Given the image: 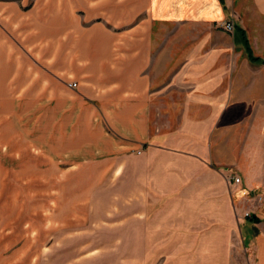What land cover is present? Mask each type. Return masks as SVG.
Instances as JSON below:
<instances>
[{
    "label": "rangeland",
    "instance_id": "374dc122",
    "mask_svg": "<svg viewBox=\"0 0 264 264\" xmlns=\"http://www.w3.org/2000/svg\"><path fill=\"white\" fill-rule=\"evenodd\" d=\"M0 2L11 5L2 8L0 15L43 19L46 14L43 23L34 20L23 25L34 39L40 34L46 48L52 47L50 40L56 35L59 46L65 49H71L78 38L81 47L97 42V46L106 43L107 48H121L123 37L129 39L130 47L160 48L162 66H208L210 81L223 69L225 82L235 75L246 81L254 73L264 76V71L258 74L248 68L250 61L242 46L236 45L232 32L225 29L226 23L237 21L230 6L216 8L211 20L162 17L158 22H148L147 0ZM3 26L9 29L7 23ZM253 35L254 54L264 56L263 32ZM230 65H240L241 70L231 72ZM18 89H0V264H255L257 248L246 239L251 227L242 224L250 209L241 198L262 196L246 186L243 175L251 170L254 157L262 158L264 152L254 153L246 147L241 152L219 155L224 163L219 172L225 179L223 199L202 201V211L207 214L180 215L182 201L168 198L161 203L158 189L148 193L145 216L143 206H137L145 199L131 196L137 184L121 183L120 167L107 168L104 163L90 166L88 162L72 167L70 161H55L42 133L50 126L56 104L42 109L40 103L26 99L29 89L18 93L19 98L13 97ZM162 124L168 120L163 119ZM191 153L194 158L200 155ZM210 159L209 166L213 164ZM232 176L240 178L238 185ZM241 189L249 194L242 196ZM262 205L252 207L249 217L261 222L256 225L260 235L264 216L256 215ZM145 217L149 227H156L152 233L155 242L136 248L137 220L142 222ZM173 218L176 229L170 222Z\"/></svg>",
    "mask_w": 264,
    "mask_h": 264
},
{
    "label": "crops",
    "instance_id": "0c3cea01",
    "mask_svg": "<svg viewBox=\"0 0 264 264\" xmlns=\"http://www.w3.org/2000/svg\"><path fill=\"white\" fill-rule=\"evenodd\" d=\"M4 3L0 2V10L11 6ZM219 6L232 7L237 19L232 37L250 61L248 68L258 74L264 71V56L254 54L251 43L253 32L264 35V0H223V5L220 0H147L145 20H211ZM33 18L0 15V89L19 87L13 95L16 98L29 89L26 99L40 103L42 109L56 104L50 126L42 133L55 161H70L72 167L80 162L120 167L121 183L137 184L131 196L145 199L137 205L143 206L145 216L148 193L158 189L161 203L168 198L182 201L180 215L207 214L202 201L223 199L225 179L219 172L224 163L219 155L246 147L264 152L263 75L254 73L247 81L235 75L225 82L223 69L210 81L208 66H162L160 48L130 47L129 39L123 37L121 48H107L106 43L97 46V42L81 47L78 38L71 49H65L56 35L50 40L52 47L46 48L41 35L34 39L23 25L34 20L43 23L47 15ZM240 29L260 60L248 57ZM229 68L234 73L241 70L240 65ZM72 81L77 87L68 85ZM163 119L168 124L163 125ZM191 152L200 155L194 158ZM209 159L213 161L210 166ZM249 170L243 173V182L255 193L261 192L262 199L243 195L241 199L250 211L263 204L256 215L259 218L264 216V157L255 156ZM256 221L246 218L242 224L253 228L246 239L257 248L254 263L260 264L264 263V229L260 235L256 225L261 222ZM170 222L176 229V218ZM136 227L134 247L153 246L156 227H149L146 217L142 222L138 219Z\"/></svg>",
    "mask_w": 264,
    "mask_h": 264
},
{
    "label": "built area",
    "instance_id": "2783aa9c",
    "mask_svg": "<svg viewBox=\"0 0 264 264\" xmlns=\"http://www.w3.org/2000/svg\"><path fill=\"white\" fill-rule=\"evenodd\" d=\"M234 25H235V24H233V22H228V23H226V25H225V29H227V30L230 31V32H233V31H234ZM68 85H69L70 87H73V88H74V87H77V83H76L75 81H72V82L69 83ZM231 178H232L234 184L238 185V184L240 183V178H239V177H234V176H232ZM241 193H242V195H247V194H249L248 191L243 190V189H241ZM253 198H254L256 201H260V200L262 199V197H261L260 195L253 196ZM244 216H246V218L251 217V216H252V215H251V211H246L245 214H244Z\"/></svg>",
    "mask_w": 264,
    "mask_h": 264
},
{
    "label": "trees",
    "instance_id": "16d2710c",
    "mask_svg": "<svg viewBox=\"0 0 264 264\" xmlns=\"http://www.w3.org/2000/svg\"><path fill=\"white\" fill-rule=\"evenodd\" d=\"M220 2H221V4L223 5V0H220ZM235 28H236V26L234 25V30H235ZM241 30V29H240ZM241 34L243 35V40H244V48H245V51H246V53H247V55H248V57L251 59V60H260V58L259 57H257V56H254L253 55V52H252V50H251V48H250V46H249V43H248V40H247V38H246V36L244 35V32L241 30ZM264 62V61H263ZM255 218V220H256V217H252V219H254Z\"/></svg>",
    "mask_w": 264,
    "mask_h": 264
}]
</instances>
